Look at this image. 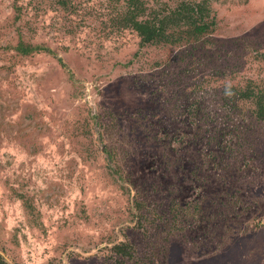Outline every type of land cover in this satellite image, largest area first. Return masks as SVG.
Wrapping results in <instances>:
<instances>
[{"label": "rangeland", "instance_id": "1", "mask_svg": "<svg viewBox=\"0 0 264 264\" xmlns=\"http://www.w3.org/2000/svg\"><path fill=\"white\" fill-rule=\"evenodd\" d=\"M0 256L264 264V0H0Z\"/></svg>", "mask_w": 264, "mask_h": 264}, {"label": "trees", "instance_id": "2", "mask_svg": "<svg viewBox=\"0 0 264 264\" xmlns=\"http://www.w3.org/2000/svg\"><path fill=\"white\" fill-rule=\"evenodd\" d=\"M138 13H139V11H134V14L131 13V15H129V18L127 16H125L124 18H126V17L127 18L126 19L123 18L124 22L126 24L132 26V28L137 31V33L139 34L141 39H143L145 41L159 37L160 33L163 32L162 27L156 26L154 23L141 22V21L136 20L135 14H138ZM161 23H163V22H161ZM203 28H204L203 25H199V26H197L196 30L201 31V30H203ZM0 264H7L1 256H0Z\"/></svg>", "mask_w": 264, "mask_h": 264}]
</instances>
